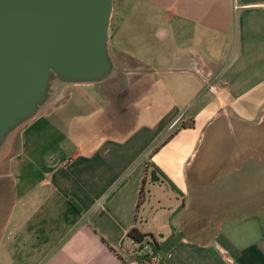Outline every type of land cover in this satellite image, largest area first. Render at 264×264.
<instances>
[{
	"label": "crops",
	"instance_id": "1",
	"mask_svg": "<svg viewBox=\"0 0 264 264\" xmlns=\"http://www.w3.org/2000/svg\"><path fill=\"white\" fill-rule=\"evenodd\" d=\"M108 46L0 157V264H133L132 227L157 264H264V0H119Z\"/></svg>",
	"mask_w": 264,
	"mask_h": 264
},
{
	"label": "water",
	"instance_id": "2",
	"mask_svg": "<svg viewBox=\"0 0 264 264\" xmlns=\"http://www.w3.org/2000/svg\"><path fill=\"white\" fill-rule=\"evenodd\" d=\"M112 11L113 0H0V150L61 88L116 75Z\"/></svg>",
	"mask_w": 264,
	"mask_h": 264
},
{
	"label": "trees",
	"instance_id": "3",
	"mask_svg": "<svg viewBox=\"0 0 264 264\" xmlns=\"http://www.w3.org/2000/svg\"><path fill=\"white\" fill-rule=\"evenodd\" d=\"M181 127H191V124H182ZM149 177L151 183L165 182L171 189L175 191L173 184L167 179V177L155 166H150L147 163L145 178ZM143 179V184L145 182ZM143 195V189L140 190V196ZM127 239L131 241L135 248L131 250L132 257L138 264H152L151 259L154 258L161 248L162 243L158 242L152 235L141 233L136 227H132L127 232ZM148 246L149 251L146 252L144 247ZM143 250V251H142Z\"/></svg>",
	"mask_w": 264,
	"mask_h": 264
},
{
	"label": "rangeland",
	"instance_id": "4",
	"mask_svg": "<svg viewBox=\"0 0 264 264\" xmlns=\"http://www.w3.org/2000/svg\"><path fill=\"white\" fill-rule=\"evenodd\" d=\"M129 1V0H128ZM119 0H113V6H117ZM109 33V32H108ZM45 110V109H44ZM43 111V110H42ZM23 127V125H21L19 128H17L9 137L6 145L0 150V157L5 154L8 150H13L16 149L18 146V136H19V131L21 130V128ZM3 152V153H1ZM262 154L261 153H256L255 152V158L260 157ZM200 159V157H198L197 161ZM1 160L5 161L7 160V157H3L1 158ZM258 160V159H257Z\"/></svg>",
	"mask_w": 264,
	"mask_h": 264
},
{
	"label": "built area",
	"instance_id": "5",
	"mask_svg": "<svg viewBox=\"0 0 264 264\" xmlns=\"http://www.w3.org/2000/svg\"><path fill=\"white\" fill-rule=\"evenodd\" d=\"M176 122H177V121H176ZM176 122H175V123H176ZM142 251H143V250H142ZM133 261H134L133 264H138L137 261H136L134 258H133ZM151 261H152V264H157V261L155 260V258H152Z\"/></svg>",
	"mask_w": 264,
	"mask_h": 264
}]
</instances>
